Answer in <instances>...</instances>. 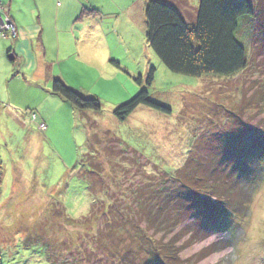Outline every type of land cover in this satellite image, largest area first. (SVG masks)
Wrapping results in <instances>:
<instances>
[{
	"label": "rangeland",
	"instance_id": "1",
	"mask_svg": "<svg viewBox=\"0 0 264 264\" xmlns=\"http://www.w3.org/2000/svg\"><path fill=\"white\" fill-rule=\"evenodd\" d=\"M149 1L0 0V264H158L153 247L191 221L228 235L186 248L183 236L174 244L180 264H224L225 253L264 264V0H251L252 28L243 24L245 38L236 36L248 68L229 79L170 73L145 38ZM182 1L190 13L198 6ZM83 9L95 16H80ZM138 77L169 115L140 106L124 121L113 116L140 91ZM52 80L95 97L100 111L72 107L51 92ZM191 152L212 174L233 171L221 180L228 196L217 203L210 195L227 209L212 220L199 218L174 179L198 170ZM139 191L159 203L155 229L134 219ZM181 210L186 220L174 227ZM203 249L211 253L200 259Z\"/></svg>",
	"mask_w": 264,
	"mask_h": 264
},
{
	"label": "trees",
	"instance_id": "2",
	"mask_svg": "<svg viewBox=\"0 0 264 264\" xmlns=\"http://www.w3.org/2000/svg\"><path fill=\"white\" fill-rule=\"evenodd\" d=\"M185 9V3L182 0H171L168 3L165 0L149 1L144 9L145 38L149 48L162 65L172 74L190 78L213 76L229 79L244 72L248 68V53L246 54L236 36L238 34L240 39L245 38V33H243L245 26L252 28L250 22L255 20L256 11H254L251 0H198V6L194 12L190 13ZM186 14H189V17ZM80 16L90 18L95 15L94 11L83 9ZM241 33H243V36ZM153 74L154 69H151L146 84H151ZM135 81L141 89L129 101L119 105L113 111V116L118 121L127 119L140 106L164 115L170 114V109L149 100L148 93L145 89H142L141 77H138ZM50 89L52 93L66 100L77 110L100 111V104L95 97L83 98L59 80H52ZM30 116L35 118L33 114H30ZM255 141L260 143L258 139H255ZM255 147L257 148V144H255ZM242 152L240 151V153ZM193 153L191 152L187 159L198 170L191 169L194 172L190 170L188 174V170H178L174 175V179L176 177L181 189L185 191L186 199L191 200L193 198L194 207L197 209L199 218L212 220L211 218H216L219 213L220 216L223 215L225 213L223 209L227 210L226 208L217 207L215 202L220 201V194L228 196L225 190L227 188L225 187L226 184L221 183V180L228 183L233 171L231 170L228 173L227 166L221 169L218 177L216 174L210 173L213 167L210 162L206 163V160H203L202 157L193 158ZM240 153L239 155H241ZM194 154L196 155V153ZM223 161L228 163L230 158ZM220 174L223 176L221 177ZM91 185L90 191L93 193V184ZM134 194H137L133 199L135 205L133 211L136 216H134V219L139 218L140 223H147L148 229H155L157 225L156 220L152 217V207L154 205L155 208H158L159 203H152V199L147 200V193L145 192L139 191L134 192ZM181 194H177L174 202L181 201L183 197V195L181 197ZM210 195L215 197V202L210 201L212 198ZM175 210L179 209H176L175 206ZM175 214H177L178 219L174 227H180L183 225V221L186 220V216L183 210L177 211ZM111 224V222L107 223L106 226L108 227ZM138 225L132 224L133 227L139 228ZM194 225L197 226V230L191 228ZM208 227L210 228L205 221L198 224L191 221L189 225L187 224L180 229L181 234L179 233V237L172 239V243L163 244L158 249L153 247L152 252L161 254L158 264H180L177 255L181 250L176 249L174 244H177L180 238H184L183 236H188L187 241L182 245L183 248L194 242H200L210 236V234L207 235L204 232ZM205 251L203 249L198 253L200 259L211 253L207 250L206 254Z\"/></svg>",
	"mask_w": 264,
	"mask_h": 264
},
{
	"label": "clouds",
	"instance_id": "3",
	"mask_svg": "<svg viewBox=\"0 0 264 264\" xmlns=\"http://www.w3.org/2000/svg\"><path fill=\"white\" fill-rule=\"evenodd\" d=\"M227 233L224 234L223 237L218 236L217 234L213 233L211 234L210 238L214 239V240H222L225 239L227 237ZM219 251H224L223 248H220ZM224 264H239L238 261V257L236 255H229L227 253H225L224 256Z\"/></svg>",
	"mask_w": 264,
	"mask_h": 264
},
{
	"label": "crops",
	"instance_id": "4",
	"mask_svg": "<svg viewBox=\"0 0 264 264\" xmlns=\"http://www.w3.org/2000/svg\"><path fill=\"white\" fill-rule=\"evenodd\" d=\"M122 1L125 2L126 0H122ZM129 4H130V5H129L128 7H131V6L133 5L132 1H131ZM128 7H126V6L124 5V7L122 8V10H123V11H127ZM12 56H13V55H12ZM13 57H14V56H13ZM14 58H15V57H14ZM101 65L104 66L103 62H102ZM9 75H10V74H7V76H6V80L9 78ZM129 92H131V91H129ZM131 93H134V92L132 91Z\"/></svg>",
	"mask_w": 264,
	"mask_h": 264
},
{
	"label": "water",
	"instance_id": "5",
	"mask_svg": "<svg viewBox=\"0 0 264 264\" xmlns=\"http://www.w3.org/2000/svg\"><path fill=\"white\" fill-rule=\"evenodd\" d=\"M8 59H9L10 61H13V60H14V57H13L12 55H10V56L8 57Z\"/></svg>",
	"mask_w": 264,
	"mask_h": 264
},
{
	"label": "built area",
	"instance_id": "6",
	"mask_svg": "<svg viewBox=\"0 0 264 264\" xmlns=\"http://www.w3.org/2000/svg\"><path fill=\"white\" fill-rule=\"evenodd\" d=\"M13 37V35L11 36V38Z\"/></svg>",
	"mask_w": 264,
	"mask_h": 264
}]
</instances>
